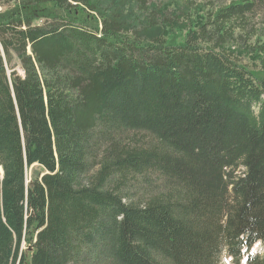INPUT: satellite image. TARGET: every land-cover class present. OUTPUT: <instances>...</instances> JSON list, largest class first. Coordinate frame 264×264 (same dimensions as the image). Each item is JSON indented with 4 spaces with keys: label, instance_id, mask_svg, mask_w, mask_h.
<instances>
[{
    "label": "trees",
    "instance_id": "trees-1",
    "mask_svg": "<svg viewBox=\"0 0 264 264\" xmlns=\"http://www.w3.org/2000/svg\"><path fill=\"white\" fill-rule=\"evenodd\" d=\"M257 1L181 42L141 0L0 11V264H264V70L219 42ZM139 131L157 144L124 139Z\"/></svg>",
    "mask_w": 264,
    "mask_h": 264
},
{
    "label": "rangeland",
    "instance_id": "rangeland-1",
    "mask_svg": "<svg viewBox=\"0 0 264 264\" xmlns=\"http://www.w3.org/2000/svg\"><path fill=\"white\" fill-rule=\"evenodd\" d=\"M135 1V0H134ZM234 0H141L142 6L145 5L152 10V15L155 22L163 21L166 24H169L165 32L168 40L174 42H181L184 37V32L188 29H193V23L197 21L201 16L206 14H212L216 8L229 4ZM13 5V0H0V11ZM80 7H83L79 3ZM89 11V9H87ZM144 15L145 11H141ZM208 18V17H206ZM209 19H207L208 22ZM42 19L38 20L37 23L41 24ZM205 23L207 29L204 30L205 33L209 36L210 42L215 43L214 40L218 39L215 37V31L209 26L208 23ZM172 23V24H171ZM246 28L247 31L241 33L236 30L235 35L231 38L226 39L222 37L219 41L223 44V48L230 53L232 58L236 62L243 65L251 73L261 75L262 70H264V50H259L258 55L254 54L252 48H258L264 44V2L257 1L252 13L249 14V17L246 19ZM249 32V35H248ZM262 58V59H261ZM13 70L18 75H22L23 71L19 65V60L14 59L12 62ZM130 132L125 134V138H130L134 136V140L138 144H154L157 142L152 139L149 134L143 131L139 132ZM122 138V136H121ZM42 174L41 168L34 164L27 169L26 177L27 181L36 176L37 173ZM2 177V168L0 167V180ZM151 175V181L157 182L159 184L158 177ZM157 179V180H156ZM22 249H26V243H23L21 246ZM250 252L264 255V241L257 242L250 249ZM245 258L232 259L231 257L223 254L221 264H244Z\"/></svg>",
    "mask_w": 264,
    "mask_h": 264
},
{
    "label": "built area",
    "instance_id": "built-area-1",
    "mask_svg": "<svg viewBox=\"0 0 264 264\" xmlns=\"http://www.w3.org/2000/svg\"><path fill=\"white\" fill-rule=\"evenodd\" d=\"M0 57L3 59V61H5V57H4V53H3V49H2L1 43H0ZM7 72H9V69H7Z\"/></svg>",
    "mask_w": 264,
    "mask_h": 264
},
{
    "label": "water",
    "instance_id": "water-1",
    "mask_svg": "<svg viewBox=\"0 0 264 264\" xmlns=\"http://www.w3.org/2000/svg\"><path fill=\"white\" fill-rule=\"evenodd\" d=\"M28 250H31V246L28 247Z\"/></svg>",
    "mask_w": 264,
    "mask_h": 264
},
{
    "label": "bare ground",
    "instance_id": "bare-ground-1",
    "mask_svg": "<svg viewBox=\"0 0 264 264\" xmlns=\"http://www.w3.org/2000/svg\"><path fill=\"white\" fill-rule=\"evenodd\" d=\"M5 54V53H4Z\"/></svg>",
    "mask_w": 264,
    "mask_h": 264
}]
</instances>
